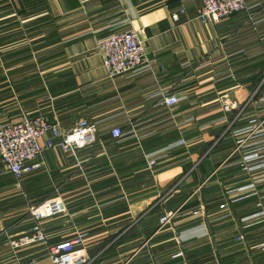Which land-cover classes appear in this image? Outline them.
<instances>
[{
    "label": "crops",
    "instance_id": "obj_1",
    "mask_svg": "<svg viewBox=\"0 0 264 264\" xmlns=\"http://www.w3.org/2000/svg\"><path fill=\"white\" fill-rule=\"evenodd\" d=\"M201 6L0 0V124L43 115L98 126L77 150L45 147L46 133L41 165L21 179L0 158V264H53L46 244L10 241L30 229L31 207L57 196L66 212L44 222L49 243L82 234L89 264H180L179 251L188 264H264V167L247 160L264 154V137L240 146L236 134L264 120V0L217 23L198 18ZM130 29L147 64L110 77L98 42ZM172 94L181 101L169 106Z\"/></svg>",
    "mask_w": 264,
    "mask_h": 264
},
{
    "label": "built area",
    "instance_id": "obj_2",
    "mask_svg": "<svg viewBox=\"0 0 264 264\" xmlns=\"http://www.w3.org/2000/svg\"><path fill=\"white\" fill-rule=\"evenodd\" d=\"M202 6L198 18L204 23H217L235 12L248 7V0H201ZM184 12V9H181ZM180 14L174 13L173 18L179 19ZM98 49L102 55L103 66L110 77L139 71L147 64V53L144 40L140 32L134 29L114 32L101 38ZM164 102L169 106L180 103L181 98L175 94L165 95ZM226 112H230L236 103L228 97L223 98ZM46 133L51 138L46 141L47 148L55 145V139L67 150L91 146L97 141L98 126L96 122L80 119L71 127H64L59 122L50 121L43 115L25 116L20 120L0 124V158L7 170L21 179L25 174L34 172L42 163L41 158L44 146L41 139ZM114 138L125 134L121 127H114L110 131ZM264 133V120L253 117L248 126L238 130V144H245L250 137H259ZM247 160H256L258 163L248 167L253 171L264 167V154L255 152ZM155 165L151 160L149 166ZM66 212V203L61 196L50 199L38 206L30 208L33 224L22 235L10 241L13 249H20L35 244H46L52 256L53 264H89L90 258L84 248L85 238L82 234L73 239L63 240L56 244L49 243L48 235L44 229V222ZM203 210L194 211V215L202 214ZM175 212L168 213L161 218V226L167 224L174 217ZM242 239V237H240ZM180 264H188L183 251L177 252Z\"/></svg>",
    "mask_w": 264,
    "mask_h": 264
},
{
    "label": "rangeland",
    "instance_id": "obj_3",
    "mask_svg": "<svg viewBox=\"0 0 264 264\" xmlns=\"http://www.w3.org/2000/svg\"><path fill=\"white\" fill-rule=\"evenodd\" d=\"M262 137H264V133L259 136V138H262ZM28 212H30V210H28Z\"/></svg>",
    "mask_w": 264,
    "mask_h": 264
}]
</instances>
